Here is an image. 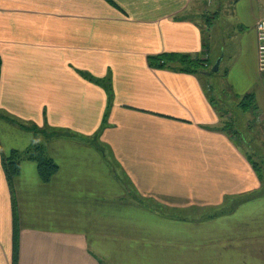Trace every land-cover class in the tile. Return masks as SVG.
I'll use <instances>...</instances> for the list:
<instances>
[{
    "label": "crops",
    "instance_id": "0c3cea01",
    "mask_svg": "<svg viewBox=\"0 0 264 264\" xmlns=\"http://www.w3.org/2000/svg\"><path fill=\"white\" fill-rule=\"evenodd\" d=\"M110 1L0 0V264H14V200L17 264H264L246 145L264 141V6ZM164 54L208 67L150 63ZM33 127L58 135L59 171L45 184L23 162L12 195L3 156L43 143Z\"/></svg>",
    "mask_w": 264,
    "mask_h": 264
},
{
    "label": "trees",
    "instance_id": "16d2710c",
    "mask_svg": "<svg viewBox=\"0 0 264 264\" xmlns=\"http://www.w3.org/2000/svg\"><path fill=\"white\" fill-rule=\"evenodd\" d=\"M110 4L113 3L110 0H107ZM150 63L154 65L156 68L165 69L174 64L180 65L184 72L189 73H200L205 72L208 65V61L204 59L197 58L192 59L190 56H181L177 54H164L158 57H151L149 59ZM245 100H250L252 103V97H246ZM250 102L246 105L243 104V108H248L250 106ZM229 127H226L228 129ZM29 131L33 132V134L38 139L40 136L46 139L54 138L58 135H53L39 128L33 127L30 128ZM30 161L37 165L38 173L40 179L43 183H50L53 177L58 173L59 167L54 162L53 159L48 155V151L46 146L43 143H37L30 147L28 150L24 152L12 151L8 156H3V166L4 171L7 177V181L12 192L14 194V182L20 176L22 164L23 162ZM253 166L258 174V177L262 184H264V172L261 167L257 163H253ZM14 205V215H13V223H14V264H17L18 258V234H19V218L17 214L16 202L13 201Z\"/></svg>",
    "mask_w": 264,
    "mask_h": 264
},
{
    "label": "rangeland",
    "instance_id": "374dc122",
    "mask_svg": "<svg viewBox=\"0 0 264 264\" xmlns=\"http://www.w3.org/2000/svg\"><path fill=\"white\" fill-rule=\"evenodd\" d=\"M222 19L226 20V18H224V17H222ZM220 24L222 25V23H220ZM225 25H227V24H225ZM218 33H220L222 35L221 28L218 31ZM218 37L221 40L222 36H218ZM212 58H214V56ZM213 68H212V70H213ZM221 81H222V79L218 78V73L211 72V76L208 78V82H209L210 87H214L216 91L220 90V84L222 83ZM224 104H225V100L220 101L221 107H224ZM252 137L248 136V142H246L247 143L246 145H248L249 149L251 150L252 160H254L261 167V169L264 172V141H261L260 139L255 140V138H252ZM252 139H254V140H252ZM41 142H43V144L47 147L49 140H47L46 138H42Z\"/></svg>",
    "mask_w": 264,
    "mask_h": 264
},
{
    "label": "built area",
    "instance_id": "2783aa9c",
    "mask_svg": "<svg viewBox=\"0 0 264 264\" xmlns=\"http://www.w3.org/2000/svg\"><path fill=\"white\" fill-rule=\"evenodd\" d=\"M264 6V0H257ZM258 42V65L261 73H264V18L256 24Z\"/></svg>",
    "mask_w": 264,
    "mask_h": 264
},
{
    "label": "water",
    "instance_id": "95a60500",
    "mask_svg": "<svg viewBox=\"0 0 264 264\" xmlns=\"http://www.w3.org/2000/svg\"><path fill=\"white\" fill-rule=\"evenodd\" d=\"M221 61H222V60H219V61L216 63L215 67H214L213 70H212L213 73H219L220 65H221Z\"/></svg>",
    "mask_w": 264,
    "mask_h": 264
}]
</instances>
